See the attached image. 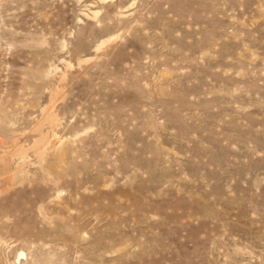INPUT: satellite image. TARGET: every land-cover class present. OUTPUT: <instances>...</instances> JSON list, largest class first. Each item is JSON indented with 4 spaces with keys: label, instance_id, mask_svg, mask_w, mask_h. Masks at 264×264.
Instances as JSON below:
<instances>
[{
    "label": "rangeland",
    "instance_id": "rangeland-1",
    "mask_svg": "<svg viewBox=\"0 0 264 264\" xmlns=\"http://www.w3.org/2000/svg\"><path fill=\"white\" fill-rule=\"evenodd\" d=\"M0 264H264V0H0Z\"/></svg>",
    "mask_w": 264,
    "mask_h": 264
}]
</instances>
